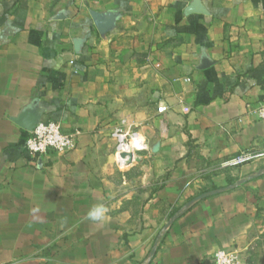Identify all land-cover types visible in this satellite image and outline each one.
Returning <instances> with one entry per match:
<instances>
[{
  "label": "crops",
  "instance_id": "0c3cea01",
  "mask_svg": "<svg viewBox=\"0 0 264 264\" xmlns=\"http://www.w3.org/2000/svg\"><path fill=\"white\" fill-rule=\"evenodd\" d=\"M263 95L264 0H0V264L88 242L144 264L237 253L264 157L222 162L264 151ZM35 120L75 147L26 153ZM121 123L145 141L124 167Z\"/></svg>",
  "mask_w": 264,
  "mask_h": 264
},
{
  "label": "built area",
  "instance_id": "2783aa9c",
  "mask_svg": "<svg viewBox=\"0 0 264 264\" xmlns=\"http://www.w3.org/2000/svg\"><path fill=\"white\" fill-rule=\"evenodd\" d=\"M72 63V62H71ZM247 109L256 118L264 119V95L254 105H247ZM166 110L164 105H159L157 111ZM78 131H64L62 125L55 120L37 121L24 139L23 150L35 158H40L49 151L63 154L75 147ZM115 140L114 158L118 166L124 167L134 161L136 154L145 149L144 139L136 132L127 130L121 123L111 131ZM264 157V151L243 150L238 154L224 160V167H236L253 162ZM214 264H237V253L232 249H220L214 253Z\"/></svg>",
  "mask_w": 264,
  "mask_h": 264
},
{
  "label": "rangeland",
  "instance_id": "374dc122",
  "mask_svg": "<svg viewBox=\"0 0 264 264\" xmlns=\"http://www.w3.org/2000/svg\"><path fill=\"white\" fill-rule=\"evenodd\" d=\"M250 163L252 162L247 164ZM247 213V231L239 235L235 245L238 250L237 264H264V210L255 211L250 208ZM107 241H110L109 235ZM85 245L86 248L79 250H51L47 247L39 250L38 256L44 259L43 264H144L131 260L132 254H127L126 248L120 247V244L119 248L113 251L94 249L93 244L89 242Z\"/></svg>",
  "mask_w": 264,
  "mask_h": 264
},
{
  "label": "water",
  "instance_id": "95a60500",
  "mask_svg": "<svg viewBox=\"0 0 264 264\" xmlns=\"http://www.w3.org/2000/svg\"><path fill=\"white\" fill-rule=\"evenodd\" d=\"M37 121L35 120L33 123H32V125L30 126V130L33 128V126L35 125V123H36ZM29 130V131H30Z\"/></svg>",
  "mask_w": 264,
  "mask_h": 264
},
{
  "label": "trees",
  "instance_id": "16d2710c",
  "mask_svg": "<svg viewBox=\"0 0 264 264\" xmlns=\"http://www.w3.org/2000/svg\"><path fill=\"white\" fill-rule=\"evenodd\" d=\"M264 210V206L257 208V211Z\"/></svg>",
  "mask_w": 264,
  "mask_h": 264
}]
</instances>
